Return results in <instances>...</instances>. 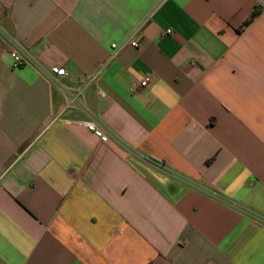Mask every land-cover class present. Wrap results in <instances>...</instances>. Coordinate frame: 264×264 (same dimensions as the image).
<instances>
[{
    "label": "crops",
    "instance_id": "0c3cea01",
    "mask_svg": "<svg viewBox=\"0 0 264 264\" xmlns=\"http://www.w3.org/2000/svg\"><path fill=\"white\" fill-rule=\"evenodd\" d=\"M1 31L67 73L0 33V264H264V0H0Z\"/></svg>",
    "mask_w": 264,
    "mask_h": 264
},
{
    "label": "built area",
    "instance_id": "2783aa9c",
    "mask_svg": "<svg viewBox=\"0 0 264 264\" xmlns=\"http://www.w3.org/2000/svg\"><path fill=\"white\" fill-rule=\"evenodd\" d=\"M167 32H170L167 30ZM5 39L9 55L11 58V66L13 68L21 67L27 63H34L42 73V75L53 85H55L58 89L61 91H65V87L61 83L60 79L66 75V69L62 66H52L50 68H45L39 65L35 60L31 57V55L28 53V51L11 35L1 31L0 32ZM126 45H131L133 47L138 46V42L136 39H129L127 41H124L123 43L117 44L112 43V55L111 58H114L117 53L121 49H123ZM100 72V70L98 71ZM153 80V77L151 74H146L136 80L132 83V89L134 91L141 90L145 87H147ZM67 102L65 107H71L73 105L82 107V111L86 115V120L82 121V125L89 131H91L101 142H106L110 138L111 134L109 130L101 123L96 116H94L87 108L81 106V103L78 100L77 95H71L67 94Z\"/></svg>",
    "mask_w": 264,
    "mask_h": 264
},
{
    "label": "trees",
    "instance_id": "16d2710c",
    "mask_svg": "<svg viewBox=\"0 0 264 264\" xmlns=\"http://www.w3.org/2000/svg\"><path fill=\"white\" fill-rule=\"evenodd\" d=\"M256 13H257V10H255V11L253 12L252 16H254ZM247 23H248V21H246V22L244 23V25L247 24Z\"/></svg>",
    "mask_w": 264,
    "mask_h": 264
}]
</instances>
